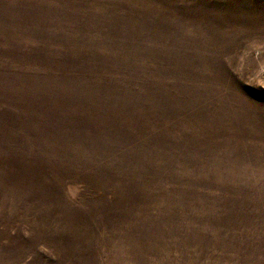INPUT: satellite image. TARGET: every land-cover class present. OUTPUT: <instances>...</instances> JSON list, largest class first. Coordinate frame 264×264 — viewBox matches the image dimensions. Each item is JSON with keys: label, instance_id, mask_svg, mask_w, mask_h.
<instances>
[{"label": "rangeland", "instance_id": "1", "mask_svg": "<svg viewBox=\"0 0 264 264\" xmlns=\"http://www.w3.org/2000/svg\"><path fill=\"white\" fill-rule=\"evenodd\" d=\"M0 264H264V0H0Z\"/></svg>", "mask_w": 264, "mask_h": 264}]
</instances>
